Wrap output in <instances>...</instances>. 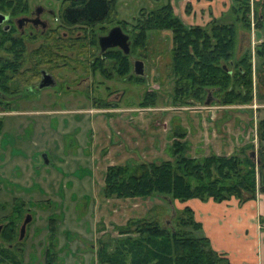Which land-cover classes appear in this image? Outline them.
Masks as SVG:
<instances>
[{"label":"trees","instance_id":"1","mask_svg":"<svg viewBox=\"0 0 264 264\" xmlns=\"http://www.w3.org/2000/svg\"><path fill=\"white\" fill-rule=\"evenodd\" d=\"M156 1L162 3L145 12L142 19H133L134 29H140L134 38L141 46L149 33L169 31L173 105L204 104L210 91L211 102L222 106H244L257 98L250 49L243 54L236 51L237 25L240 23L249 33L253 22L256 32L264 34V0L252 5L249 0H231L229 22L211 17L205 25L186 24L175 13L171 0ZM99 5L94 4V9L101 8ZM185 10L190 12L188 3ZM259 46H264V42ZM111 62V72L106 77L115 75L141 84L145 80L131 73L128 58ZM98 67L102 68L99 65L95 68ZM157 97L156 91L147 90L138 105L155 106ZM255 130L256 145L251 141L230 155L211 154L199 158L186 153V144L180 141L185 134L181 133L170 145V159L108 165L101 194L118 199L157 196L170 206L176 200L186 202L194 198L215 202L232 197L240 202L253 199L264 192V117L257 121ZM250 151H255L257 159L250 157ZM163 215V206H153L146 216L114 226L118 236L99 241L96 263L230 264L224 254L212 248L207 237L197 234L201 232V224L195 220L190 206L173 207L168 220L162 221ZM1 254L8 257L6 252ZM48 254L52 259L57 256L54 250H49ZM11 264L23 263L12 259Z\"/></svg>","mask_w":264,"mask_h":264},{"label":"rangeland","instance_id":"2","mask_svg":"<svg viewBox=\"0 0 264 264\" xmlns=\"http://www.w3.org/2000/svg\"><path fill=\"white\" fill-rule=\"evenodd\" d=\"M189 1L194 3L197 10L200 7L206 10L207 4L211 3V0ZM230 1L216 0L217 7H224ZM257 1L249 0L252 4ZM126 2L125 14L128 15L127 20L131 24L135 19L133 17L138 14L136 12L138 9L144 8V11L147 12L162 3L156 0H126ZM171 3L174 4L173 7H176L174 11L180 14L188 25H203L205 19L207 22L209 21L206 14L200 13V10H195L197 14L189 17V12L185 10L186 4H189L188 0H171ZM261 5L262 3L258 9L261 8ZM229 18L228 14L220 17L223 21L228 20L227 22L230 21ZM247 31L241 27L240 23L237 25L236 51L242 54L249 48L250 52L254 53L252 59L254 94L257 95L255 103L259 107V104L264 103V46H259L261 42H264V34L261 31L256 32L253 22L250 32ZM131 34L133 38L132 54L136 59H128L131 61L132 69L135 60L143 61L145 72L143 83L118 78L115 75L111 79L105 80L100 74H96L95 81H102L100 90H96L98 84H95L93 90L91 88L87 92L75 91V97L71 100V104L57 108L90 110L94 105H91L89 101L94 97L100 99L102 97L100 92L103 93L106 87H108V92L112 93L109 100L114 99L116 91L122 90L123 94L125 93L122 100L116 103L118 106L138 105L142 94L147 90L157 92V103L166 101L173 105L170 98L174 80L170 72L171 38L169 31L149 33L146 43L141 46L136 44L135 31L134 34ZM258 50L259 52H257ZM131 73L137 76L133 70ZM157 103L155 106H162L161 103ZM178 106H180V109L177 108L179 110L184 108V110H194L191 108V104ZM258 109L257 114L253 113L252 115L248 108L232 110L233 114L240 116L234 121L236 123L234 128H237L232 127V131L235 134H242L245 142L248 141L247 132L249 135L256 133L254 129L257 123H255L256 115L257 119L264 117V106ZM141 112L142 115L152 113V111ZM95 115L97 113L75 111L52 116L45 115L43 118L37 117V119L39 118L37 122L34 117L8 115L0 126V159L4 160V162L0 161V166L3 165L0 167V177L2 178V180L0 179V202L9 201L12 196H18L29 202L32 208L33 220L29 227L28 247L23 253L25 264H96L95 254L99 241L117 237L115 229L112 228L113 222L110 223L106 220V227L104 222L96 223L98 216L94 214V202L96 196L101 194L105 167L109 163L117 165L118 162L113 157H118L117 151H121L122 147L111 148L112 155L105 161L98 156V151L92 152L91 133ZM237 145L239 144L237 143ZM43 155H46L48 163L44 162ZM93 157L98 158L97 163L93 162ZM192 157L199 158L195 155ZM16 165L19 167L17 170L14 168ZM11 168H14L19 176L22 173L25 176L21 184L12 182ZM159 200L161 199L154 198L148 202L144 200L143 207L151 201L158 203ZM111 203L115 204L113 201ZM161 203L165 202L162 200ZM119 204L117 201L116 205L119 206ZM121 204L124 205L122 201ZM109 218L114 221L116 219L112 215ZM165 218L167 220L170 218V212L162 216V221ZM55 241L57 242L56 246L53 245V249L50 248L48 244H53ZM49 248L57 253L55 259L51 258V252L48 254ZM46 258L47 263L44 262Z\"/></svg>","mask_w":264,"mask_h":264},{"label":"flooded vegetation","instance_id":"3","mask_svg":"<svg viewBox=\"0 0 264 264\" xmlns=\"http://www.w3.org/2000/svg\"><path fill=\"white\" fill-rule=\"evenodd\" d=\"M94 4L101 8L94 9ZM126 5V0H0V126L8 115L34 117L37 122L45 115L78 112L57 107L71 104L75 91L93 90L95 84L100 90L102 81L96 82L94 77L100 74L105 80L111 79L106 75L111 72L113 59H136L131 33L138 35L140 29H134L127 20ZM136 12L133 18L142 19L144 8ZM113 28L128 36L129 52L119 46L101 48L100 38ZM100 93V99L89 101L93 107L97 102L103 104L98 107L100 113H106L125 95L116 91L109 100L112 93L108 87ZM43 157L48 163L46 155ZM0 161L4 162L2 158ZM14 168L12 182L21 184L25 176H19ZM32 215L23 197L0 202V264H11L12 259L25 264L23 253L28 247ZM56 244L48 246L53 249Z\"/></svg>","mask_w":264,"mask_h":264},{"label":"crops","instance_id":"4","mask_svg":"<svg viewBox=\"0 0 264 264\" xmlns=\"http://www.w3.org/2000/svg\"><path fill=\"white\" fill-rule=\"evenodd\" d=\"M188 2L190 5L189 17L197 14L195 10H200V13L206 14L209 20L211 17L219 18L225 14L229 15L231 5L230 1L224 7H217L216 0H211V3L207 4L206 10L203 7L197 10L192 1L188 0ZM175 8L174 6V10ZM258 11L260 12L261 8ZM176 14L183 19L180 14ZM183 21L185 22L184 19ZM206 23L205 19L203 25ZM253 56L254 53L252 52V59ZM158 103H161L162 106L113 105L108 108L104 116L98 111V107H92L89 111L78 110L82 113H97L92 125V152L98 151V156L105 161L112 155L111 148L122 147L121 151H117L118 157H113L117 160V165L160 162L171 157L170 145L174 139H178L177 137L181 133H184L185 136L180 141L185 142L186 153L190 156L230 155L251 141L257 144L256 133L249 135L247 132L248 141L245 142L242 134H235L232 131V127L234 128L236 125L234 121L240 117L233 114L234 111L232 110L248 108L251 115L257 114L258 108L263 107L264 103L257 107L255 98L251 103L244 106H222L212 102L209 105H191L193 111L184 110L185 108L182 109L184 111L179 110L180 106L168 104L166 101ZM141 111H146V113L152 111V113L142 115ZM259 119L261 118L257 119L256 115L255 123ZM93 158L94 163H97L98 158ZM115 164L109 163V165ZM154 198L160 197L118 199L105 198L99 193L94 202V214L98 216L96 223L104 222L105 224L108 220L110 223L113 222V228L117 225H123L128 219L146 216L153 206H163L166 215L169 212L171 214L173 207L181 209L188 205L194 211L195 220L201 224V232L197 234L207 237L212 248L224 254L230 264H264V192L258 193L253 199L242 202L234 197L221 202H215L211 199L202 201L194 198L186 202L176 200L170 206L161 203L163 199L160 198V203L151 201L147 204L144 203L145 207H143L142 202L144 200L148 202ZM111 201L115 204L113 205ZM117 201L120 204L122 201L124 205L119 204L117 206ZM111 215L116 217L115 221L112 218L108 219ZM105 225L107 226V223Z\"/></svg>","mask_w":264,"mask_h":264},{"label":"water","instance_id":"5","mask_svg":"<svg viewBox=\"0 0 264 264\" xmlns=\"http://www.w3.org/2000/svg\"><path fill=\"white\" fill-rule=\"evenodd\" d=\"M120 32L119 28H113L108 35L101 37L100 38V45L101 48L104 49L106 47L109 46H119L122 49H124L125 52H129V42L128 40V36L127 35H123ZM133 72L134 74H136L137 76H145V72H144V63L142 60H135L133 62ZM211 91L208 93V96L204 102L205 105H209L211 103ZM249 155L251 158L253 159H257L256 153L255 151H250ZM27 221L24 222L23 226H22V231L24 230V226L26 224Z\"/></svg>","mask_w":264,"mask_h":264},{"label":"built area","instance_id":"6","mask_svg":"<svg viewBox=\"0 0 264 264\" xmlns=\"http://www.w3.org/2000/svg\"><path fill=\"white\" fill-rule=\"evenodd\" d=\"M251 5H252V2H251Z\"/></svg>","mask_w":264,"mask_h":264}]
</instances>
